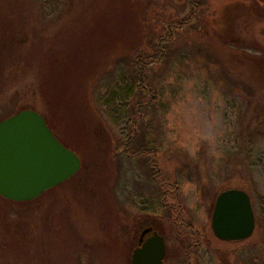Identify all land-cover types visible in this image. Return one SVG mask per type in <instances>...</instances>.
Masks as SVG:
<instances>
[{"label":"rangeland","instance_id":"374dc122","mask_svg":"<svg viewBox=\"0 0 264 264\" xmlns=\"http://www.w3.org/2000/svg\"><path fill=\"white\" fill-rule=\"evenodd\" d=\"M203 1L197 29L169 34L147 66L149 96L131 55L151 54L189 0H0V120L36 110L81 160L30 203L0 197V264H130L144 221L161 228L163 264H264V0ZM134 135L172 195L145 157L126 155ZM227 188L251 198L247 239L212 233ZM174 209L190 235L173 228Z\"/></svg>","mask_w":264,"mask_h":264},{"label":"water","instance_id":"95a60500","mask_svg":"<svg viewBox=\"0 0 264 264\" xmlns=\"http://www.w3.org/2000/svg\"><path fill=\"white\" fill-rule=\"evenodd\" d=\"M81 167L36 110L25 108L0 120V196L12 201L37 198L72 177ZM213 235L223 241L250 237L255 214L249 194L240 188L220 191L210 219ZM164 236L157 231L135 247L130 264H163Z\"/></svg>","mask_w":264,"mask_h":264},{"label":"trees","instance_id":"16d2710c","mask_svg":"<svg viewBox=\"0 0 264 264\" xmlns=\"http://www.w3.org/2000/svg\"><path fill=\"white\" fill-rule=\"evenodd\" d=\"M190 4L192 6L191 11L187 15V17L183 19H179L178 23L175 25V28H170L169 31L165 29L166 31V36L163 35L161 36L153 45H152V53H141L139 51L133 52L131 55V64L133 67V71L135 73V80L137 81V88L138 92L142 94H148L149 96L152 94V89L147 83L146 80V75H147V66L150 64H158L161 56L164 54L165 50L169 46V34L175 32L176 30H181V33H184L185 30L189 31H195L198 27V23L200 22L201 18V10L203 8V0H189ZM205 3V2H204ZM172 38V37H171ZM146 82V84H145ZM142 105L139 103L134 110V116H139L143 108L141 107ZM133 124V123H132ZM125 153L129 157L133 158H139V157H145V161L150 168V179L154 185L157 187H162L164 191V195H167V190L169 189V192L171 195L174 193L176 183L175 181L171 180L170 178L166 177L162 173V169L157 163V161L154 159L153 150L152 149H145L143 147H140L138 144L135 142V135L130 137L126 142H125V147H124ZM115 154V153H114ZM165 176V177H164ZM170 180H168V179ZM170 186V188H168ZM168 188L165 190V188ZM1 197V196H0ZM169 197V196H168ZM5 199V198H4ZM8 200V199H6ZM33 200H28V201H19V203H30ZM10 201V200H9ZM12 201V200H11ZM173 212L170 215V221H172V224L174 225L173 228H179L182 226V224H185V228H180V230H176L178 232V235L183 236L185 234H191V226L189 223L185 222L182 219H179L178 216V211L172 210ZM177 226V227H176ZM195 236L198 237L197 234H194ZM196 237V240L197 239ZM199 238V237H198ZM197 244V243H196ZM195 244V245H196ZM192 244L190 248L188 249V252L186 254V257H189L193 246ZM188 261V260H187Z\"/></svg>","mask_w":264,"mask_h":264},{"label":"flooded vegetation","instance_id":"af4514ba","mask_svg":"<svg viewBox=\"0 0 264 264\" xmlns=\"http://www.w3.org/2000/svg\"><path fill=\"white\" fill-rule=\"evenodd\" d=\"M137 230L138 232H137L135 247H137L140 244L141 238L142 241L145 240L148 236H150L153 233V231H157L158 233L162 234L161 228L156 227L153 223L149 221H144L143 223H141L138 226Z\"/></svg>","mask_w":264,"mask_h":264}]
</instances>
